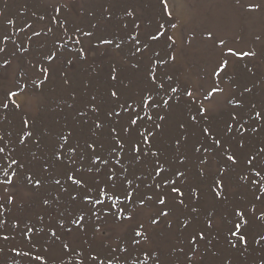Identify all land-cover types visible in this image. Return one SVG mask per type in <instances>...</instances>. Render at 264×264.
Returning a JSON list of instances; mask_svg holds the SVG:
<instances>
[{
	"label": "snow or ice",
	"instance_id": "6c2138e0",
	"mask_svg": "<svg viewBox=\"0 0 264 264\" xmlns=\"http://www.w3.org/2000/svg\"><path fill=\"white\" fill-rule=\"evenodd\" d=\"M215 2L0 9V264H264V0Z\"/></svg>",
	"mask_w": 264,
	"mask_h": 264
},
{
	"label": "rangeland",
	"instance_id": "374dc122",
	"mask_svg": "<svg viewBox=\"0 0 264 264\" xmlns=\"http://www.w3.org/2000/svg\"><path fill=\"white\" fill-rule=\"evenodd\" d=\"M6 2L8 5L7 8L4 7L5 0H0V9L4 11L6 16L15 18L18 10L22 8L28 0H6ZM222 11H225L224 6L222 4L218 5L215 0H200L199 7L186 4L184 7L177 9V15L185 23L186 27L202 28L209 23L213 15H218ZM0 19H3V17H0ZM242 27L246 26L242 25ZM200 70V66L196 63H192L190 69L186 72V75L194 76L195 73ZM52 103L55 104V100H53Z\"/></svg>",
	"mask_w": 264,
	"mask_h": 264
}]
</instances>
